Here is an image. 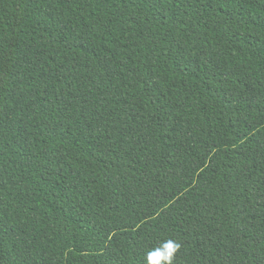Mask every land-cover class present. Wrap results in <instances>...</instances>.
Returning a JSON list of instances; mask_svg holds the SVG:
<instances>
[{"label":"trees","instance_id":"16d2710c","mask_svg":"<svg viewBox=\"0 0 264 264\" xmlns=\"http://www.w3.org/2000/svg\"><path fill=\"white\" fill-rule=\"evenodd\" d=\"M264 264V0H0V264Z\"/></svg>","mask_w":264,"mask_h":264},{"label":"clouds","instance_id":"9594fccd","mask_svg":"<svg viewBox=\"0 0 264 264\" xmlns=\"http://www.w3.org/2000/svg\"><path fill=\"white\" fill-rule=\"evenodd\" d=\"M178 250L179 244L176 241L165 240L146 253V264H173V259Z\"/></svg>","mask_w":264,"mask_h":264}]
</instances>
